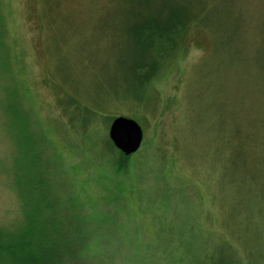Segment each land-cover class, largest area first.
Listing matches in <instances>:
<instances>
[{
    "label": "rangeland",
    "instance_id": "rangeland-1",
    "mask_svg": "<svg viewBox=\"0 0 264 264\" xmlns=\"http://www.w3.org/2000/svg\"><path fill=\"white\" fill-rule=\"evenodd\" d=\"M185 1L203 20L136 102L132 24L166 2L0 0V227L24 225L30 124L60 199L52 264H264V0ZM66 102L96 149L136 119L138 153L72 146Z\"/></svg>",
    "mask_w": 264,
    "mask_h": 264
},
{
    "label": "trees",
    "instance_id": "trees-1",
    "mask_svg": "<svg viewBox=\"0 0 264 264\" xmlns=\"http://www.w3.org/2000/svg\"><path fill=\"white\" fill-rule=\"evenodd\" d=\"M170 1L163 0L166 4L160 12L158 10L149 15L139 13L137 15L139 20L132 24L130 40L134 62L130 72L137 87L136 93L129 98L136 102L143 100V95H139L140 90L143 91L150 81L154 82L167 63L184 51L185 37L189 28L201 24L203 20L202 10L195 13L194 4H189L185 0H174L176 3ZM142 3L146 6L147 2ZM203 11L206 13L205 10ZM69 103L66 102L67 106L63 107L67 119L64 129L68 132L75 130L78 133L77 139L71 143L72 146L82 152L87 148L93 156L94 154L100 156L103 151L115 150L120 153L121 160L138 153L126 156L107 138L101 139L100 150L96 149V144L100 143L99 139L91 135L96 119L76 114L77 111L71 108ZM10 127L13 139V122ZM29 127L30 124L21 126L22 164L19 169L21 176L18 180L24 225L16 231L4 230L0 227V264H52L59 259L56 257L59 249L54 241L56 237L53 236L48 225L59 219V212L54 207L60 199L54 196V185L49 168L42 163V152L35 151L37 142L32 140L34 136H29L30 133L27 131ZM123 165L125 163L121 162V168ZM14 170H11L12 174Z\"/></svg>",
    "mask_w": 264,
    "mask_h": 264
},
{
    "label": "water",
    "instance_id": "water-1",
    "mask_svg": "<svg viewBox=\"0 0 264 264\" xmlns=\"http://www.w3.org/2000/svg\"><path fill=\"white\" fill-rule=\"evenodd\" d=\"M144 129L134 118L119 115L109 126V139L114 147L126 156L138 152L144 142Z\"/></svg>",
    "mask_w": 264,
    "mask_h": 264
}]
</instances>
